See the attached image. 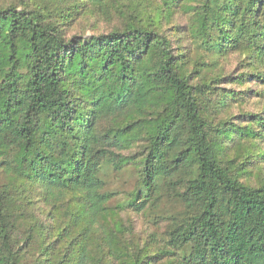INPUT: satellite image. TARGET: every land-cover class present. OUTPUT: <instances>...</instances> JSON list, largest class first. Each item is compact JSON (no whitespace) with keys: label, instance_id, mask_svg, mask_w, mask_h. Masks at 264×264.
<instances>
[{"label":"trees","instance_id":"obj_1","mask_svg":"<svg viewBox=\"0 0 264 264\" xmlns=\"http://www.w3.org/2000/svg\"><path fill=\"white\" fill-rule=\"evenodd\" d=\"M155 1L149 21L122 0H0V264H264V180L245 166L264 110L220 118L228 76L162 25L191 13L205 51L264 63V0ZM95 14L110 29L70 33ZM250 66L234 82L264 84ZM127 167L135 185L109 206L106 177ZM162 199L174 210L151 252L121 212Z\"/></svg>","mask_w":264,"mask_h":264},{"label":"rangeland","instance_id":"obj_2","mask_svg":"<svg viewBox=\"0 0 264 264\" xmlns=\"http://www.w3.org/2000/svg\"><path fill=\"white\" fill-rule=\"evenodd\" d=\"M7 1V0H5ZM193 4V3H192ZM155 0H122L121 8L127 9L142 7L146 8L145 18L151 21L154 16ZM112 9H110V12ZM192 14L179 11L175 13L169 21H165L162 25L165 33L172 41L175 50L184 52L191 63L204 62L203 69L211 72L220 68L227 79H223L218 85L223 90H233L235 92V101H230V107L227 112L219 115L220 118H228L236 116L243 112L257 113L264 110V84L250 80L238 84L234 82V78L254 72L253 64L258 70L264 68V63L246 59L243 54L238 52L230 53L225 57L211 55L205 51L203 47L198 45L199 39L190 32V18ZM112 21V20H111ZM108 18L95 14L80 16L74 26L70 29V33L91 34L100 31H106L112 26ZM113 22V21H112ZM192 67V64L191 66ZM198 68V67H197ZM195 74V73H194ZM238 122V121H235ZM257 147L250 152L248 158L247 170L251 172V183H256V177L264 180V142H257ZM137 176L131 167H127L121 172H112L106 177L108 187L117 191L108 202L109 206L123 203L128 198V193L133 189ZM3 175L0 173V182ZM158 210L136 212L126 210L121 212V216L125 224L131 227L133 238L137 241L149 244L151 252H155L158 248L152 242H161L165 237V229L169 220L166 214L173 213L174 206L165 199L160 200ZM162 243V242H161ZM154 264H160L165 257H158Z\"/></svg>","mask_w":264,"mask_h":264}]
</instances>
